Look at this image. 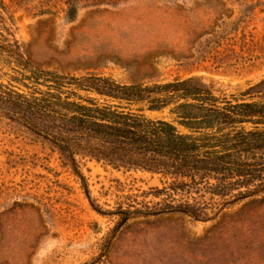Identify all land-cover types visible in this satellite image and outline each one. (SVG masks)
Instances as JSON below:
<instances>
[{
  "label": "rangeland",
  "instance_id": "1",
  "mask_svg": "<svg viewBox=\"0 0 264 264\" xmlns=\"http://www.w3.org/2000/svg\"><path fill=\"white\" fill-rule=\"evenodd\" d=\"M0 33L25 63L0 55V80L25 93L17 72L41 90L42 74L197 77L238 98L264 79V0H0ZM77 161L88 193L50 143L0 123V264H264V193L206 194L198 218L163 208L159 176Z\"/></svg>",
  "mask_w": 264,
  "mask_h": 264
},
{
  "label": "trees",
  "instance_id": "2",
  "mask_svg": "<svg viewBox=\"0 0 264 264\" xmlns=\"http://www.w3.org/2000/svg\"><path fill=\"white\" fill-rule=\"evenodd\" d=\"M13 52L23 63L20 46L0 33V55ZM14 76L34 91L0 80V123L50 143L86 193L77 157L159 176L162 187L155 192L169 199L163 208L198 218L213 212L206 194L228 204L264 193V79L238 98L218 96L197 77L144 85L92 74H42L35 79L47 87L41 90L25 75ZM165 109L171 118L146 114ZM181 194L185 199L177 200Z\"/></svg>",
  "mask_w": 264,
  "mask_h": 264
}]
</instances>
